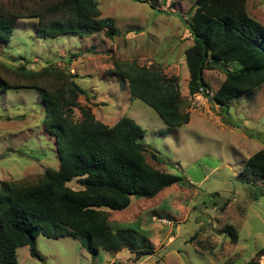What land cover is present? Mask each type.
Segmentation results:
<instances>
[{
	"label": "rangeland",
	"instance_id": "1",
	"mask_svg": "<svg viewBox=\"0 0 264 264\" xmlns=\"http://www.w3.org/2000/svg\"><path fill=\"white\" fill-rule=\"evenodd\" d=\"M95 1L102 18L115 20L114 39L105 30L86 37L70 33L40 38L38 18H20L11 42H0V59L36 69L48 60L67 67L70 59L71 72L89 94L78 97L74 119H82L81 107L108 125L124 115L133 118L145 130L141 142L149 164L184 175L191 185L174 184L154 198L133 197L125 210L108 211L115 229L132 227L138 237L147 238L152 253L145 258L138 260L129 248L117 253L100 249L93 256L71 235L40 234L36 242L42 258L23 246L18 249L20 264H245L258 258L264 252V178L245 167L249 157L264 148V84L231 99L225 117L212 99L189 93L186 50L193 40L185 19L195 0ZM38 3L0 0V6L17 10ZM247 9L264 27V0H248ZM132 61L154 63L167 76H178L181 105L191 116L188 124L171 127L147 103L131 98L128 86L110 71L116 62ZM204 75L212 95L224 71L206 69ZM45 117L36 90H0V194L4 180L35 179L46 167L60 164L56 137L45 131ZM68 184L80 188L77 180Z\"/></svg>",
	"mask_w": 264,
	"mask_h": 264
},
{
	"label": "trees",
	"instance_id": "2",
	"mask_svg": "<svg viewBox=\"0 0 264 264\" xmlns=\"http://www.w3.org/2000/svg\"><path fill=\"white\" fill-rule=\"evenodd\" d=\"M38 1L40 6L23 10L0 6V42L10 43L18 20L26 17L38 18L36 34L40 38L70 33L86 37L102 30L111 39L118 36L115 20L102 18L95 0ZM247 2L195 0L185 19L193 40L186 50L189 93L212 99L225 117L231 99L264 84V27L249 14ZM215 61L218 65H213ZM71 62L67 59V67H60L48 60L36 69L25 62L11 66L0 59L1 91L26 88L41 95L46 108L45 131L56 137L60 160L57 167H46L35 179L2 182L0 264H20L18 249L23 246H29L30 254L41 259L36 242L40 234L54 238L71 235L93 256L100 249L117 253L129 248L138 260L145 258L152 253L147 238L138 237L139 231L132 227L115 229L108 211L125 210L133 197L154 198L174 184L191 185L184 175L149 164L147 147L141 142L145 130L133 118L124 115L108 125L90 108L81 107L82 119H74L78 97L89 94L76 81ZM223 67L228 68L225 78L211 95L204 72L223 71ZM110 72L121 85L128 86L131 98L151 106L165 124L182 127L189 123L190 113L181 105L178 76H167L160 65L135 61L116 62ZM245 169L256 170L264 178V148L249 157ZM73 180L79 189L69 186ZM231 234L236 241V233ZM258 254L245 264H258L262 253Z\"/></svg>",
	"mask_w": 264,
	"mask_h": 264
},
{
	"label": "built area",
	"instance_id": "3",
	"mask_svg": "<svg viewBox=\"0 0 264 264\" xmlns=\"http://www.w3.org/2000/svg\"><path fill=\"white\" fill-rule=\"evenodd\" d=\"M258 264H264V252L260 255Z\"/></svg>",
	"mask_w": 264,
	"mask_h": 264
},
{
	"label": "water",
	"instance_id": "4",
	"mask_svg": "<svg viewBox=\"0 0 264 264\" xmlns=\"http://www.w3.org/2000/svg\"><path fill=\"white\" fill-rule=\"evenodd\" d=\"M213 65H218V62L217 61L213 62ZM227 70H228L227 67H223V71H227Z\"/></svg>",
	"mask_w": 264,
	"mask_h": 264
}]
</instances>
